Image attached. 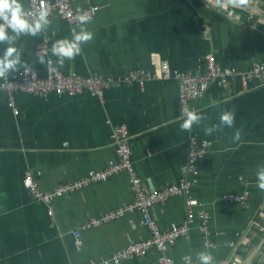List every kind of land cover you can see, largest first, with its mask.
Instances as JSON below:
<instances>
[{"label":"crops","instance_id":"0c3cea01","mask_svg":"<svg viewBox=\"0 0 264 264\" xmlns=\"http://www.w3.org/2000/svg\"><path fill=\"white\" fill-rule=\"evenodd\" d=\"M236 1L264 11L262 0ZM78 4L101 10L86 25L94 38L82 45L80 55L63 64L50 55L66 73L120 79L131 70H151L153 56L174 70L194 73H204L211 57L241 72L264 62V19L255 17L250 23L249 13L218 0H80ZM51 20L38 36H22L17 42L24 49L23 60L41 78L48 76V66L39 63L38 46L51 39L52 47L57 40L71 38L73 28L79 30L58 15ZM181 92L179 82L154 81L143 87L115 84L102 99L88 93L46 98L22 93L12 103L0 94V264H103L130 243L151 237L142 215L135 213L82 231V245H76L74 231L133 204L126 173L56 199L52 218L49 208L34 200L24 185L27 173H41L35 179L41 190L49 192L117 163L113 132L123 126L139 177L155 189L183 179L192 138L212 143L210 154L198 165L200 177L193 194L199 207L192 230L168 250V256L175 264H199L197 254L207 251L215 264H245L264 238V190L257 187L256 176L264 165V84L252 80L244 86L232 78L223 89L212 85L193 106L207 118L190 133L180 128L186 118ZM226 110L235 112L234 127L206 135L204 128L218 125ZM237 130L241 138L234 142ZM245 190L251 193L247 207L227 199ZM202 211L209 215L215 245L211 251L204 246ZM187 216L183 198L158 204L152 211L162 230L183 224ZM162 258V253L151 251L122 264H162Z\"/></svg>","mask_w":264,"mask_h":264},{"label":"built area","instance_id":"2783aa9c","mask_svg":"<svg viewBox=\"0 0 264 264\" xmlns=\"http://www.w3.org/2000/svg\"><path fill=\"white\" fill-rule=\"evenodd\" d=\"M79 1L28 0L27 9L32 13L29 19H34L41 10H47L50 19L58 15L70 26L79 24V15H87L89 17L88 23L92 22L101 8L96 5L81 6L78 4ZM249 14V21L255 19V17L262 18L257 13ZM51 48V39H46L38 46L37 53L52 60V67L55 68V71H49L48 68V76L46 78H41L36 70H33L28 75L21 71L14 80L0 81V94L7 95L12 103L15 96L22 93L45 98L52 94L76 97L88 93L93 97L102 99L106 91L115 84H139L143 87L146 83L154 81H176L181 85L180 107L183 116L186 117L188 111H193L194 104L207 95L212 85H217L223 89L232 78H239L244 86H247L252 80L264 84V62L256 63L247 72H241L236 68L220 65L214 57H211L207 62L204 73L174 70L168 62H162L157 56H153L151 59L153 68L151 70H131L125 77L120 79L100 76L82 77L76 73L64 72L50 58ZM113 139L117 146L118 162L108 166L106 169L102 171L93 170L86 177L73 182L62 183L49 192L41 190L35 179V176H40L41 173L29 172L25 176L24 185L34 200L49 208L48 214L52 218L54 216L52 206L56 199L69 197L92 185L107 182L113 177L126 173L134 193L135 200L133 204L109 211L97 219L90 220L79 230L74 231L72 234L76 239L77 247L82 245V231L100 227L105 223L119 220L129 214L139 213L142 215L144 226L150 232L151 237L130 243V245L117 252L109 260H104L103 264H122L126 261L144 258L154 250L163 254L162 264H175L173 259L168 256V250L181 238L187 237L192 230L196 219L195 208L199 207L198 201H196L193 194L194 187L198 184L200 177L198 165L202 159H205L210 154L212 143L208 140L201 141L196 137L192 138L189 146L188 164L183 179L178 184H170L166 187L155 189L148 187L136 171L126 126L115 129ZM175 198H183L185 200L188 210L187 219L181 225L162 230L153 220L152 211L158 204ZM250 198L251 193L248 190H245L242 194L227 196L228 200L243 207L249 205ZM200 218L202 220L204 246L212 250L215 245L210 240L209 215L202 211Z\"/></svg>","mask_w":264,"mask_h":264},{"label":"clouds","instance_id":"9594fccd","mask_svg":"<svg viewBox=\"0 0 264 264\" xmlns=\"http://www.w3.org/2000/svg\"><path fill=\"white\" fill-rule=\"evenodd\" d=\"M32 13L25 7V0H0V79H8L12 74L20 73L31 74L33 68L23 60L24 49L17 45L22 36L36 37L41 32L48 29L52 20L49 18L47 10H41L34 19H29ZM261 16V15H260ZM264 17V16H262ZM78 29L71 30V38L57 40L51 53L57 58L56 63L63 64L66 60L72 61L81 54L82 45L93 40V33L86 28L89 22L87 15L78 16ZM4 45H7L4 47ZM39 63L46 65L49 71H55L52 67L53 61H46L44 56L39 57ZM206 116L196 112L188 111L186 118L180 124L182 131L191 132L193 126H200ZM235 123V112L224 111L220 115V123L205 127L206 135H212L218 129L224 127L232 128ZM241 133L237 130L234 133L233 141H239ZM257 187L264 190V165H261L256 171ZM199 264H215L214 258L210 252L203 251L197 254Z\"/></svg>","mask_w":264,"mask_h":264},{"label":"water","instance_id":"95a60500","mask_svg":"<svg viewBox=\"0 0 264 264\" xmlns=\"http://www.w3.org/2000/svg\"><path fill=\"white\" fill-rule=\"evenodd\" d=\"M219 1L233 9L242 11L244 13L264 14V11L257 7L244 5L236 0H219ZM263 247H264V238L260 241L258 246L247 257L245 264H252L255 261V259L259 256V254L262 252Z\"/></svg>","mask_w":264,"mask_h":264},{"label":"trees","instance_id":"16d2710c","mask_svg":"<svg viewBox=\"0 0 264 264\" xmlns=\"http://www.w3.org/2000/svg\"><path fill=\"white\" fill-rule=\"evenodd\" d=\"M219 1V0H218ZM264 2V0H262ZM220 2V1H219ZM240 13H244L242 11H238ZM264 18V17H262ZM224 67H229V66H226L225 64H222ZM264 247H263V250H262V253H260V255L255 259V264H264ZM247 256V254H246Z\"/></svg>","mask_w":264,"mask_h":264},{"label":"bare ground","instance_id":"6f19581e","mask_svg":"<svg viewBox=\"0 0 264 264\" xmlns=\"http://www.w3.org/2000/svg\"><path fill=\"white\" fill-rule=\"evenodd\" d=\"M51 54H52V53H51ZM51 54H50V55H51ZM154 251H156V250H154ZM96 264H97V263H96Z\"/></svg>","mask_w":264,"mask_h":264},{"label":"rangeland","instance_id":"374dc122","mask_svg":"<svg viewBox=\"0 0 264 264\" xmlns=\"http://www.w3.org/2000/svg\"><path fill=\"white\" fill-rule=\"evenodd\" d=\"M211 251V250H210ZM253 264V263H252Z\"/></svg>","mask_w":264,"mask_h":264}]
</instances>
